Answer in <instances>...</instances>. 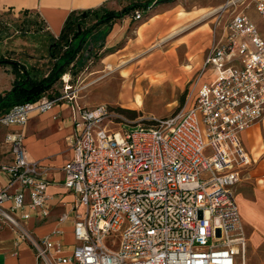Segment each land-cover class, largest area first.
Listing matches in <instances>:
<instances>
[{
	"label": "built area",
	"instance_id": "1",
	"mask_svg": "<svg viewBox=\"0 0 264 264\" xmlns=\"http://www.w3.org/2000/svg\"><path fill=\"white\" fill-rule=\"evenodd\" d=\"M252 4L264 20V0ZM142 18L143 11L131 14L134 22ZM226 29L202 64L214 79L194 89L186 108L147 126L109 127L108 106L79 105L70 85L0 117L23 127L29 110L72 101L75 132L62 185L84 211L74 215L67 253L61 230L37 237L26 228L31 216L48 214V172L27 158L21 131L5 136L14 161L0 164L7 179L0 184V230L9 227L27 243L34 264H244L234 185L251 162L240 134L264 115V37L244 10L232 12Z\"/></svg>",
	"mask_w": 264,
	"mask_h": 264
},
{
	"label": "crops",
	"instance_id": "2",
	"mask_svg": "<svg viewBox=\"0 0 264 264\" xmlns=\"http://www.w3.org/2000/svg\"><path fill=\"white\" fill-rule=\"evenodd\" d=\"M122 1L0 0V12L10 11L24 17L33 16L41 25L39 30L33 28L24 32L16 30L14 34L1 37L0 55L6 57L11 53L15 56V60L26 68L39 70L44 64L53 62L47 57L51 38L59 35L70 12L99 7L118 10ZM244 1L238 6H242ZM251 4L252 0H249L239 9L236 6L233 12L244 10L264 37V20L258 16ZM223 7L224 11L217 15L220 18V24L214 28V31L209 24H202L188 30L201 26L190 37L179 39L188 31L175 36L184 27ZM214 19L216 20V17ZM226 26L227 0L169 1L154 7L150 14L143 16L140 21H132L130 15L114 20L102 47L103 50L111 49L107 50L108 54L104 60L110 58L112 61L114 58H119L122 59L121 62L131 61L148 49H157L152 60L148 59V55L139 57L136 65H131L122 71L120 78L123 79L122 85L126 82L124 89L127 95L133 89L130 77L136 76L135 83L138 84L141 80L153 77L154 69H163L167 77H172L174 81L181 84L193 79L194 89H196L200 84L214 79L211 68L202 72V64L214 40H222L225 37ZM159 49L168 50L162 56ZM175 65L180 66L176 76ZM185 65H189L190 69H185ZM196 66L197 69H195ZM135 67H139V70H135ZM207 72L209 74L204 77ZM155 78L153 82L164 79L162 76ZM13 80L12 71L0 65V96L11 89ZM131 97L130 99L134 100V93ZM76 102L83 107L98 105L92 100L79 101L76 98ZM71 106L72 101L63 100L53 103L44 111L31 109L28 111L27 121L23 127L5 125L0 122V164H11L14 161L11 146L5 141V136L21 131L27 158L39 161L48 172L50 181L46 203L48 214L44 218L36 214L31 216L25 223L26 228L37 237L49 235L56 229L61 230L66 246L65 253L74 243L72 236L74 215L82 214L84 211L81 205L74 208V195L62 185L61 167L71 157L70 138L75 132ZM240 139L251 162L239 171L234 191L247 241L246 248L251 251H261L259 264H264V115L243 131ZM6 182L5 174L0 171V184L4 185ZM65 213L68 215L67 219L59 222L60 216ZM0 264H34V255L30 246L23 241H16L15 232L9 227L0 230Z\"/></svg>",
	"mask_w": 264,
	"mask_h": 264
},
{
	"label": "rangeland",
	"instance_id": "3",
	"mask_svg": "<svg viewBox=\"0 0 264 264\" xmlns=\"http://www.w3.org/2000/svg\"><path fill=\"white\" fill-rule=\"evenodd\" d=\"M131 1L136 0H123L120 2L119 9ZM242 1L243 0H227V24L231 19L233 9L241 4ZM248 1L249 0H245L242 6L247 4ZM242 6H238L237 9ZM223 9L224 7L215 13L201 17L198 21L181 29L175 36L185 33L189 29L202 24H209L214 31V28L220 24V18L217 15L223 12ZM214 17H216V20ZM29 20L36 21L33 16L24 17L16 15L14 12L10 11L0 12V38L9 34H14L19 28L26 29V27L29 26L27 23ZM96 20V17H90L87 19L86 25H94ZM37 25L40 24L37 23ZM110 28L111 25H100L87 35L82 49L69 64L66 72L61 75L51 90L46 92L42 97L52 98L61 94L65 85H70L76 92L77 100H92L96 101L98 104H106L110 111V120L113 122L112 124H109V127L114 129L116 128V124H120L122 128H130L137 124L144 125L150 118H161L175 115L190 105L195 86L193 83L194 80L191 79L189 82L181 84L174 81L172 77H167V74L163 69H154L155 73L153 74V77L141 80L138 84L135 83V80L137 79L136 76L133 78L130 77V79H132L131 85L133 89L129 95L125 94L124 85L126 82L122 85L123 79L120 78L122 71L129 68L131 65H136L139 57L148 55V59L152 60L155 55L154 52L157 49H148L131 61L121 62L120 60L122 59L119 58H114L112 61L110 58L104 60L105 56L108 54L107 50H111L102 49L105 37L109 33ZM199 28L188 31L179 39L190 37L198 31ZM214 42L217 41L214 40ZM159 50L163 56L168 49ZM6 56H8L9 59H15V56L11 53ZM51 63L53 65V62L46 63L37 71H39L40 74L47 73L52 67ZM108 66H110V69H108ZM136 69L139 70V67H135V70ZM175 69L176 76L177 72L180 70V66L175 65ZM185 69H190V66L185 65ZM195 69H197V66ZM208 74L209 73L207 72L204 77ZM156 76H162L164 79L162 81L153 82V80L156 79ZM133 93L140 96V104H137L133 99H130ZM205 153H207V150H205ZM118 245V240H113L110 243L112 249H117ZM260 260L261 251H251V249L246 248L244 264H259Z\"/></svg>",
	"mask_w": 264,
	"mask_h": 264
},
{
	"label": "trees",
	"instance_id": "4",
	"mask_svg": "<svg viewBox=\"0 0 264 264\" xmlns=\"http://www.w3.org/2000/svg\"><path fill=\"white\" fill-rule=\"evenodd\" d=\"M170 0H136L131 1L119 10H111L104 7L85 11H72L66 17L61 31L57 37L51 38L47 57L53 60V65L45 74L33 68H26L15 59L0 55V65L8 67L14 74L12 87L4 95L0 96V117L12 106L34 102L40 99L64 74L77 53L82 49L87 35L100 25H111L114 20L132 14L135 10L143 11V16L150 14L152 9L161 2ZM151 6L150 10H147ZM96 17L94 25H86L88 18ZM26 30L41 29L37 21L29 20ZM40 24V23H39ZM149 125V122L144 126Z\"/></svg>",
	"mask_w": 264,
	"mask_h": 264
},
{
	"label": "bare ground",
	"instance_id": "5",
	"mask_svg": "<svg viewBox=\"0 0 264 264\" xmlns=\"http://www.w3.org/2000/svg\"><path fill=\"white\" fill-rule=\"evenodd\" d=\"M110 69V68H108ZM129 85V84H128ZM130 87V86H129ZM134 100L137 104H140L141 103V100H140V96L138 94H134Z\"/></svg>",
	"mask_w": 264,
	"mask_h": 264
},
{
	"label": "water",
	"instance_id": "6",
	"mask_svg": "<svg viewBox=\"0 0 264 264\" xmlns=\"http://www.w3.org/2000/svg\"><path fill=\"white\" fill-rule=\"evenodd\" d=\"M170 1H174V0H170ZM163 3H166V2H165V1H163V2H161V3H159V4H163ZM159 4H158V5H159Z\"/></svg>",
	"mask_w": 264,
	"mask_h": 264
}]
</instances>
